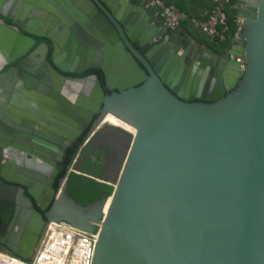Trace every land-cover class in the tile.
Returning <instances> with one entry per match:
<instances>
[{
	"label": "water",
	"instance_id": "95a60500",
	"mask_svg": "<svg viewBox=\"0 0 264 264\" xmlns=\"http://www.w3.org/2000/svg\"><path fill=\"white\" fill-rule=\"evenodd\" d=\"M237 17L238 37L206 60L182 26L131 0L0 1V149L12 146L1 180L29 186L14 177L23 156L49 154V138L64 148L98 110L135 130L102 127L124 151L99 181L110 195L81 206L49 191L43 218L17 191L3 243L13 255L29 259L45 224L65 221L99 225L93 264H264V0ZM91 69L103 87L61 74Z\"/></svg>",
	"mask_w": 264,
	"mask_h": 264
},
{
	"label": "flooded vegetation",
	"instance_id": "af4514ba",
	"mask_svg": "<svg viewBox=\"0 0 264 264\" xmlns=\"http://www.w3.org/2000/svg\"><path fill=\"white\" fill-rule=\"evenodd\" d=\"M245 1L246 0H238V8L239 6H241V4H244ZM43 41L45 40L37 39L36 45H39ZM46 57L48 60H50V53H48ZM63 59L65 60V58ZM10 66L11 65H8L7 68H9ZM61 74L66 78L70 77L74 79H87L90 76L94 75L99 78L100 83L103 87L101 73L98 70L91 69L81 74ZM103 91L105 95L111 94V91H108L105 88H103ZM33 114L37 115L36 112H34ZM106 115L108 114H101L100 110H98L97 112L92 113L91 118L89 120L82 119L85 124L82 130H80L79 133L74 136V138L69 141L68 145H66L64 148L62 147L63 143H60L59 141L51 138H49L48 142L54 146V150H52L49 154L43 152L41 153V150L31 148L33 151H35V154L33 155V162H31V158L29 155H24V160L22 161L21 165L18 166L19 170H16L14 172V175L16 174L20 178L16 177V175H13L14 177L20 180L22 176L24 179L27 180L29 186L15 185L0 179V211L5 212L1 215V220L3 223L6 224L8 222L11 211L10 204L15 205L18 193L17 191L21 188H23L24 190V196L27 197L32 203L33 210L37 211L40 215H42L43 218L44 212L40 210L37 200L43 204L44 201L39 200V197L43 196L45 198L46 194L49 191H54V196L56 197L60 194L61 190L65 188L64 193L66 197L70 200H73L76 204H80L81 206H86L99 200H92L91 197H88L83 201L82 204L75 201V199L69 195L68 176L71 173L70 169L73 165L75 169L80 172L79 175L86 178H92L95 181H97V179L110 180L115 176L120 166V162L123 158L124 151L122 146V140L119 135L117 136V139L116 133L102 130L103 125L110 124L106 120ZM40 132L41 129L37 125H35L34 129L32 130V134ZM50 133L52 134L53 132ZM70 134H73V132H70ZM40 136L42 137L41 139L45 140L44 135L40 134ZM65 140L66 139L64 138V141ZM5 143L6 148L0 149V174L7 169V163L11 160V155L9 154L12 153V150L10 151L11 153H7L8 156H6L5 151H7V149L11 148L12 146L9 140H5ZM11 143H13V141ZM75 145H78L77 155L71 165L68 167L67 173L62 176V167L65 164V157L67 158L68 156H66V151L69 147ZM89 165H92L94 168H96L95 172L88 168ZM39 166H42L40 171ZM31 167L32 169H29ZM43 169L44 171H42ZM28 189H31L37 194V199L29 194ZM0 249L5 251L7 254L13 255L5 246L1 244Z\"/></svg>",
	"mask_w": 264,
	"mask_h": 264
},
{
	"label": "built area",
	"instance_id": "2783aa9c",
	"mask_svg": "<svg viewBox=\"0 0 264 264\" xmlns=\"http://www.w3.org/2000/svg\"><path fill=\"white\" fill-rule=\"evenodd\" d=\"M237 1L234 5L233 0H209L208 12L204 18H200L164 0H137L141 8L158 10L167 28L173 29L188 24L216 46L231 43L239 35L240 19L237 17L235 23L238 28L231 36V26L226 13L229 9L238 10ZM95 227V231L90 233L63 221L47 222L29 259L17 257L18 260L13 261L0 255V264H93L99 225Z\"/></svg>",
	"mask_w": 264,
	"mask_h": 264
},
{
	"label": "trees",
	"instance_id": "16d2710c",
	"mask_svg": "<svg viewBox=\"0 0 264 264\" xmlns=\"http://www.w3.org/2000/svg\"><path fill=\"white\" fill-rule=\"evenodd\" d=\"M167 3H173L169 0H164ZM236 0H233V4ZM132 3L138 4L137 0H131ZM236 3V2H235ZM174 4V3H173ZM180 9V8H179ZM231 11H237L236 9H231ZM229 23L231 26L230 34L233 36L237 31V25H233L234 21H232L233 17H229ZM229 43L225 44L224 46H227ZM78 151V145L71 146L67 149V153L65 157V164L62 167L61 175H65L67 173L68 167L71 165L73 160L75 159ZM87 162V160H86ZM88 168L95 172L96 168H94L92 165L88 166ZM68 190L69 195L75 199L78 203H83V201L91 197L92 200L94 199H100L103 196H108L111 194L113 188L107 184H103L100 182L95 181L92 178H86L79 174L70 173L68 176Z\"/></svg>",
	"mask_w": 264,
	"mask_h": 264
},
{
	"label": "crops",
	"instance_id": "0c3cea01",
	"mask_svg": "<svg viewBox=\"0 0 264 264\" xmlns=\"http://www.w3.org/2000/svg\"><path fill=\"white\" fill-rule=\"evenodd\" d=\"M1 1V0H0ZM171 2H173L178 8H180L181 10L196 16V17H200V18H204L206 16V13L208 12V9L210 7V2L209 0H169ZM182 27L191 35V33L189 32V30H187V28L182 25ZM197 32V31H196ZM191 37L193 38V42H192V46H191V53H195L196 56L198 57H208L207 55V50L211 49L215 52H220L222 50L223 46H218L219 50L213 49L212 47H210L207 43H202L199 44V42L196 40L195 37H193L191 35ZM208 58H206V60H208ZM8 66L5 67V69ZM21 97L24 98L23 95H21L20 93H18Z\"/></svg>",
	"mask_w": 264,
	"mask_h": 264
},
{
	"label": "bare ground",
	"instance_id": "6f19581e",
	"mask_svg": "<svg viewBox=\"0 0 264 264\" xmlns=\"http://www.w3.org/2000/svg\"><path fill=\"white\" fill-rule=\"evenodd\" d=\"M106 120L114 125V126H117V127H121L123 129H125L126 131L130 132L131 134H134L135 133V130L130 127L129 125L123 123L122 121H120L119 119H117L116 117H114L113 115L111 114H108L106 115ZM110 200L111 198H109L106 203H105V206L103 208V212L104 213H107V210H108V206H109V203H110ZM5 213L4 211L0 214V244L3 245V243H5L11 233V231H13L14 227H15V219L13 217V215H11L10 213V217H9V220L8 222L5 224L2 222L1 220V215ZM4 246V245H3ZM0 255H2L0 253ZM3 256H6V257H9L10 259H12L13 261H17L18 258L15 257V255H11V254H4Z\"/></svg>",
	"mask_w": 264,
	"mask_h": 264
},
{
	"label": "rangeland",
	"instance_id": "374dc122",
	"mask_svg": "<svg viewBox=\"0 0 264 264\" xmlns=\"http://www.w3.org/2000/svg\"><path fill=\"white\" fill-rule=\"evenodd\" d=\"M236 1H237V0H236ZM236 1H235V2H236ZM235 2H234V5H236ZM186 13H187V12H186ZM226 13H227V15H228L229 17H233V18H232V21H234V24H233V25H236L235 21L238 19V18H237V11L235 12V11H231V9H229V10L226 11ZM188 14H189V13H188ZM190 15H191V14H190ZM192 16H193V15H192ZM184 26L187 28V30H189V32L191 33V35H192L193 37L196 38V40L199 42V44L207 43V44H208L210 47H212L213 49L219 50V47L216 46V45H214V44L209 43V41L206 39V37H205L201 32H199V31L196 32V30L193 29V28H192L190 25H188V24H184ZM221 46H223V45H221ZM225 47H227V46L222 47V50L225 49ZM117 136H118V134L116 135V138H117ZM117 139H118V138H117ZM86 160H87V158H86ZM75 171L78 172L77 169H75ZM103 180H104V179H103ZM97 181H102V180L99 179V180H97ZM0 253H1L2 255L7 254L5 251H3V250H1V249H0Z\"/></svg>",
	"mask_w": 264,
	"mask_h": 264
}]
</instances>
